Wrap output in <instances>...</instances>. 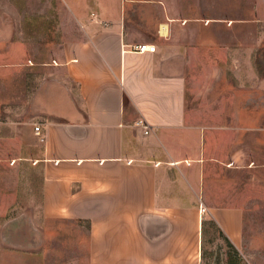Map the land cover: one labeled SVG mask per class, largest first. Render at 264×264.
I'll return each instance as SVG.
<instances>
[{"label": "crops", "instance_id": "1", "mask_svg": "<svg viewBox=\"0 0 264 264\" xmlns=\"http://www.w3.org/2000/svg\"><path fill=\"white\" fill-rule=\"evenodd\" d=\"M174 2L63 0L58 39L31 41L59 46L27 68L22 143L41 180L26 183L20 215L30 211L41 245L0 264H203L215 231L242 252L245 209L226 174L250 158L242 134H264L258 44L246 50L241 21L190 40L206 26ZM4 27L0 43L17 42V25ZM251 100L261 111L243 117Z\"/></svg>", "mask_w": 264, "mask_h": 264}, {"label": "rangeland", "instance_id": "2", "mask_svg": "<svg viewBox=\"0 0 264 264\" xmlns=\"http://www.w3.org/2000/svg\"><path fill=\"white\" fill-rule=\"evenodd\" d=\"M177 1L189 5V21H199L206 26L204 30L200 27L190 30L189 39L194 38L196 42L207 34L212 37L223 33V28L215 26L217 22L224 23L230 30L233 25L229 23L241 21L238 27L242 43L247 45V50L257 41L256 66L259 73H264V0ZM62 4L63 0H0V24L8 31L13 22L18 32L17 39L14 38L17 42L0 43V213L3 214L0 216V257L8 259L11 248L23 250L20 253L24 256V250L41 245L42 231L37 229L30 211L20 215V211L27 208L24 204L26 183L41 180L40 166L34 165L22 143L26 102L31 100L33 92L32 74L27 68L32 59L40 63L55 57L57 44L31 41L35 36L39 42L58 39V14ZM48 28L51 34L46 36L43 32ZM26 47L30 48L32 56L28 55ZM33 53H37L36 57ZM252 102L243 108V117L260 113L261 109ZM242 147L250 158L244 161L241 170L226 174L230 182L235 181L236 189L240 185V205L245 209L242 252L215 231L205 246L203 264H264V134L244 132ZM34 240H38L37 246L31 245Z\"/></svg>", "mask_w": 264, "mask_h": 264}, {"label": "built area", "instance_id": "3", "mask_svg": "<svg viewBox=\"0 0 264 264\" xmlns=\"http://www.w3.org/2000/svg\"><path fill=\"white\" fill-rule=\"evenodd\" d=\"M133 51L139 52V53H145V52H156L157 51V45L156 44H139L136 45L133 48ZM144 127L147 130V133L150 131V127L147 123H143ZM36 132L39 136H41V139L44 140L43 135L41 134V126L37 125L36 126ZM202 213H206L208 211V208L205 207L204 205L201 207Z\"/></svg>", "mask_w": 264, "mask_h": 264}, {"label": "trees", "instance_id": "4", "mask_svg": "<svg viewBox=\"0 0 264 264\" xmlns=\"http://www.w3.org/2000/svg\"><path fill=\"white\" fill-rule=\"evenodd\" d=\"M226 240H228L227 238H226ZM229 241V240H228ZM230 242V241H229ZM231 243V242H230ZM231 245L233 246V244L231 243ZM234 247V246H233Z\"/></svg>", "mask_w": 264, "mask_h": 264}]
</instances>
